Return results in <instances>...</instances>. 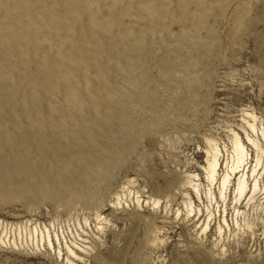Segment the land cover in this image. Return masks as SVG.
<instances>
[{
  "label": "rangeland",
  "instance_id": "obj_1",
  "mask_svg": "<svg viewBox=\"0 0 264 264\" xmlns=\"http://www.w3.org/2000/svg\"><path fill=\"white\" fill-rule=\"evenodd\" d=\"M190 62L197 64L194 73L185 69ZM114 91L134 131L100 120L98 128L81 126L80 119L100 111L105 93ZM128 93L135 96L132 103ZM173 95L187 105L180 120L168 103ZM243 112L253 113L256 133H264V0H0V145L7 150L0 160V223H53L51 231L88 247L78 264H264V235L234 225L264 219V203H243L236 218L229 207L231 230L219 237L214 228L221 204H209L203 194L198 201L182 186L184 174L195 173L206 188V138L217 142L223 158L230 130L245 142ZM40 124L47 127L45 140L65 139L75 151L62 158L46 152L43 161L13 155L24 127ZM81 127L91 139L75 135L84 132ZM25 130L26 138L37 140L35 129ZM246 147L253 161L255 151ZM77 152L85 158L69 165ZM87 163L108 166L104 180L97 176L93 184L92 201L35 203L30 192L54 190L58 177L68 179ZM183 192L202 216L185 217ZM135 196L139 206L132 203ZM206 206L215 219L202 233ZM96 209L106 219L101 231ZM6 233L13 238L0 224V238ZM16 245H0V264L65 262L56 244L54 253L16 235Z\"/></svg>",
  "mask_w": 264,
  "mask_h": 264
},
{
  "label": "bare ground",
  "instance_id": "obj_2",
  "mask_svg": "<svg viewBox=\"0 0 264 264\" xmlns=\"http://www.w3.org/2000/svg\"><path fill=\"white\" fill-rule=\"evenodd\" d=\"M196 66H197L196 62H190L185 69L192 68L191 69L192 73H194L195 72L194 68ZM171 73L172 72L170 71V69H168L167 73H164V74L167 75L166 77L169 79V76L171 75ZM195 78L193 79V82L195 81ZM179 89L180 88L178 87L177 90ZM132 90H135V91L137 90V86L135 84L132 87ZM117 93L119 92H116V91L106 92L104 95L103 103L100 107V111H97L96 109L91 110V114L89 116L83 117L80 119L82 120V122H80V125L83 126L84 128H85V125H93L94 127L98 128L97 126L98 120L102 121L103 124L105 123L112 124V123L118 122L120 123L119 127H121L125 132H133L134 131L133 129L136 125L135 122L125 117V114L121 110L119 112V109L117 108L118 101H115L113 99V97H115ZM173 96L171 98L169 97L170 99L168 100V103H169V106H174L175 109L177 110L178 113L176 114L177 116L176 119L180 120L181 118H185V115L183 116V114H181L182 112H179V110L184 109L187 105L185 106L182 103V101H179L176 98V95L174 97ZM134 100H135L134 94L128 93V103L129 102L132 103ZM137 101H140V100L138 99ZM140 103H142V101ZM136 105L138 104L132 105L131 107L136 106ZM175 120H172V122ZM241 121H242V125L240 127L244 133L245 142H243V139L241 138V136H239L237 132L230 130L232 134L231 142H230V152L228 153L226 158H223V155L221 156V150L218 147V144L214 139H211V138L205 139V144L207 146V149L205 151L206 158L204 161V165L201 166L204 172V179L206 182L205 189L201 190V184L199 182V178L197 174L195 173L184 174L185 181H183L182 186L185 189H189L190 192L194 194V197L198 201H202V194H203L204 199H206L209 204L212 203V201H214L216 206H218V204H221L218 210L219 215L217 219H215V214L209 210V207L207 206L205 207L206 218L204 219L205 221L203 222V227L201 226L202 233H205L207 229H209L210 231V228H209L210 222L213 218V220L215 219V223H216L214 232L219 237H221L224 229H227L229 232L231 230V228L229 227V222H228V210H229L228 208L229 207H231L235 215L234 218H236L237 216H240L244 213V211L242 210L240 211L241 205L243 203L245 207L249 205H253L256 202H258V204L253 205L252 207L254 206L262 207L261 204L264 203V169H262V171L259 172L260 159L264 155L263 149L261 147L262 145L260 144L259 141L262 140V142L264 143V133L261 132L260 136L256 133L257 131L256 126H255L256 116L253 113L243 112ZM157 126L158 124L157 123L155 124V122L154 123L152 122V124L150 125V127H152L153 129L154 127L156 128ZM83 127H81L82 128L81 130L84 131ZM26 128H30L31 130L35 129L34 131H36L38 134V138L36 141L31 138L29 139L28 134H27L28 139L24 136L25 133H28L25 130ZM45 130H47V127L45 125L43 126V124L37 125V128H34L33 125L24 127L23 133L22 134L20 133V136L23 137L22 138L23 141L21 143L20 148L12 149L11 153L13 155H19L20 153H22L25 156L30 157V159L33 161L35 160L43 161L44 159L46 160L47 158L45 157L46 152H51L52 154H54V156L62 158L63 155H66L64 153H68L67 151L74 150V149H69L70 147L65 146V144L69 145V143L65 139H63V141L53 140V139L45 140L49 138V136H46V133L44 132ZM85 130L86 132L84 131L83 133H77L76 131L75 135L76 136H78L79 134L86 135L87 137L91 139L92 137L90 133L87 131V129ZM7 132L9 133L10 131H7ZM9 134L14 135L13 132ZM30 137H31V134H30ZM29 141L31 142V144ZM12 144L14 145V143H10L8 144V146L11 147ZM78 144H79L78 147L83 146V143H78ZM246 146H250L255 151V156H254L253 161H251L252 157L249 158L248 156V150ZM112 149L113 148H111V151H113ZM5 152H7L5 146L0 145V160H3L2 154H4ZM85 154H83L82 152H77L72 155L73 157L67 156L68 158H70L69 165L72 164L71 161L73 160L76 161L75 159H80V161L84 159L85 158L84 156H86ZM221 157H222V160H221ZM54 159L56 160V158ZM103 165L99 163L93 164L91 166L88 163L84 164V166H82L83 167L82 171L76 170L75 172L69 173L71 174L70 178L62 180V179H59L58 177V180L60 182L58 181L54 182V185H53V187H55L54 190L46 191V192L39 191L38 193H34L33 191L30 193H33L35 195L34 198H37L39 200V202H35V203H42L45 201L55 200L56 202H60L64 206L69 207L72 204H75L76 201H82V202L89 201L90 202L94 198L93 194L95 193V191H93L94 193H92V189H93L92 187H93L94 182H96L95 180H97V176H98V180L100 181L99 177H101L102 179V176H104L103 174H106L105 172L108 169L107 165L105 164ZM44 181L45 180H43V182ZM96 188H99V187H96ZM62 190H66L68 192L63 193ZM258 194L263 195V197L260 199L257 198ZM180 195L182 196L181 203L184 205V208H185V217H189L191 216V214H193L192 215L193 217H196L200 213L202 216L203 213L198 207H196L193 204L188 193L183 192ZM22 197L23 199H25L23 195ZM22 197L19 196V198H22ZM121 197L116 195V198H115L117 201V205L119 206L121 205V201H122ZM98 198L96 197V200ZM27 202L31 203L33 201H27ZM122 203H125V202L123 201ZM132 203L139 206L140 205L139 198L135 196L134 202ZM153 203H152L153 205H158L159 200H153ZM146 204H148L147 201H146ZM178 214L179 212L176 211V215ZM94 219L97 222L96 229L101 231L103 227L102 225H99V223L105 222L106 221L105 217L102 216L99 213V211L97 212V209H96L94 213ZM257 221L258 223L243 221L242 225L237 220L233 222H234V225L237 226L239 230L246 229L243 231V233H245V231H249L251 235H255L259 231L261 235H264V219L259 218ZM0 224L4 228L9 226L11 228L12 236H13V238L10 239V237H7V233L3 235L4 237L2 236L0 238V245L2 246H6L7 244L8 245L12 244V246L15 249H18L16 245V235L18 236L19 239H22L24 235L25 241H27L28 239L29 242L36 248L42 247L45 249L46 247L48 249L53 250L55 253L54 248L56 244L57 249H58L57 257L64 256L63 257L65 260L64 264H78V263L84 262V258L81 256V254L86 255L88 247L80 246L75 241H67L64 235L62 234L59 235L53 229L51 231V228L53 227V223L51 222L48 224L34 222L32 225V223H30V221L27 220L25 221L24 224H17V225L16 224L14 225L13 224H3V223H0ZM86 224H87V220L84 219V226H86ZM257 226H259V229L254 230V228H256ZM79 228L81 229V232L84 233V230H82V227L79 226ZM61 240H62L63 246L61 244ZM154 240L158 241L159 239L158 237H155Z\"/></svg>",
  "mask_w": 264,
  "mask_h": 264
}]
</instances>
